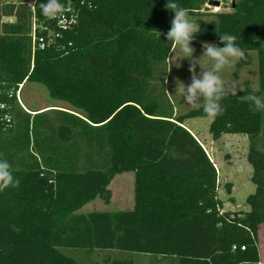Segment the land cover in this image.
<instances>
[{
	"label": "trees",
	"instance_id": "16d2710c",
	"mask_svg": "<svg viewBox=\"0 0 264 264\" xmlns=\"http://www.w3.org/2000/svg\"><path fill=\"white\" fill-rule=\"evenodd\" d=\"M207 1L173 0L189 13ZM80 2L77 24L33 50L31 5L0 0V161L19 180L0 192V264H84L70 251L93 250L126 256L91 264H136L132 254L174 264H264V115L240 99L254 87L247 81L236 95L225 89L223 111L209 126L213 139L249 138V209L224 211L216 163L185 125L208 117L203 105L177 114L166 90L168 0ZM45 3L32 1L38 21ZM197 22L198 41L223 46L220 34L236 36L245 53L238 67L256 52L255 94L264 97V0H235L231 11ZM52 27L38 26L37 34L47 37ZM27 82L43 84L71 108L26 110L17 92ZM124 171L135 173L132 209L78 212L97 196L108 198L112 178Z\"/></svg>",
	"mask_w": 264,
	"mask_h": 264
},
{
	"label": "rangeland",
	"instance_id": "374dc122",
	"mask_svg": "<svg viewBox=\"0 0 264 264\" xmlns=\"http://www.w3.org/2000/svg\"><path fill=\"white\" fill-rule=\"evenodd\" d=\"M32 5L33 0H24ZM208 0L200 13H188L190 19L198 24L197 19L203 18L208 20L212 17L213 12L231 11L233 9V0H213L220 4H209ZM3 20H15L4 17ZM204 42V41H202ZM202 42L194 39L192 46L195 49L194 56L200 57L203 53ZM215 43V41H207ZM183 53L178 49H172L168 57V74L165 79L166 90L177 114L187 112L194 108L187 104L184 98L176 92L177 79L184 84L191 83V72L189 71L190 61L188 58H182ZM205 67H210L207 58H201ZM234 62L222 73V79L225 81V89H232L231 84L236 83L243 88L248 81L252 87L259 86V71L256 52L251 53L249 62H243L238 67ZM179 65V66H177ZM171 68V71L169 72ZM201 71L197 65V73ZM20 104L26 110H47L51 108L70 109L71 106L61 100L52 98L46 87L37 82H27L17 92ZM202 105V102L199 106ZM198 107V106H197ZM264 115V112H263ZM264 117V116H263ZM210 117H190L185 120V125L197 136L203 144L211 158L215 161L219 174V197L222 200V209L224 211L248 210V195L254 191V182L252 181V166L248 161L249 138L245 134H225L219 139H213L209 131L211 123ZM259 144L264 143V133L260 136ZM231 184V192L227 193L226 185ZM109 197L97 196L92 201L81 207L79 213H89L93 210L118 211L132 209L135 204V173L133 171H124L117 173L111 180L109 186ZM258 246L260 257L264 262V223L258 230ZM70 253L76 256L84 264L93 262L101 263L105 258L115 259L122 258L124 255L119 250L105 251H85ZM136 264H174L170 257L154 256L150 254H132Z\"/></svg>",
	"mask_w": 264,
	"mask_h": 264
},
{
	"label": "clouds",
	"instance_id": "9594fccd",
	"mask_svg": "<svg viewBox=\"0 0 264 264\" xmlns=\"http://www.w3.org/2000/svg\"><path fill=\"white\" fill-rule=\"evenodd\" d=\"M40 7L49 19H56L66 10L59 0H47V3L41 4ZM89 7L91 9V5ZM165 7L174 12L171 27L167 32V40L172 42L173 49L178 48L183 53L182 58H188L190 61L191 83L186 85L177 79L176 92L192 107H197L202 102L204 113L210 118H215L223 111L220 102L225 95L226 85L221 73L234 62L243 59L245 53L236 44V36L220 34V43L223 46L204 41L202 55L194 56L192 41L195 39V34L201 31L200 25L193 22L185 9L173 0H168ZM202 57L207 58L210 67H205L201 62ZM197 65L201 69L199 73H197ZM230 86L233 90L232 95H236L240 86L236 83ZM256 91L257 89L253 88L251 93L241 96L240 99L249 103L253 113L264 112V97L256 95ZM18 186L19 180L13 176L11 165L6 160L0 161V192Z\"/></svg>",
	"mask_w": 264,
	"mask_h": 264
},
{
	"label": "built area",
	"instance_id": "2783aa9c",
	"mask_svg": "<svg viewBox=\"0 0 264 264\" xmlns=\"http://www.w3.org/2000/svg\"><path fill=\"white\" fill-rule=\"evenodd\" d=\"M59 2L64 5L65 11L62 15L58 16L56 19H49L45 16V18L41 21H38L34 5L32 4V10H33V19H32V44H33V50H35L37 44L40 47H45L46 45L50 44L56 37H60L63 32L70 30L73 28L77 22L79 17V11L76 7V0H64ZM79 3L80 0H79ZM48 20V23L46 24V21ZM52 24L53 27L48 29L47 37L39 36L37 34V28L38 26L41 27V29H47V27ZM48 38V39H46ZM0 97H1V91H0ZM6 103L1 101L0 99V107H5ZM4 118L8 121L11 120V116L9 114H6Z\"/></svg>",
	"mask_w": 264,
	"mask_h": 264
},
{
	"label": "water",
	"instance_id": "95a60500",
	"mask_svg": "<svg viewBox=\"0 0 264 264\" xmlns=\"http://www.w3.org/2000/svg\"><path fill=\"white\" fill-rule=\"evenodd\" d=\"M209 4H220L218 1L214 2L213 0L209 1ZM233 6H235V0H233Z\"/></svg>",
	"mask_w": 264,
	"mask_h": 264
},
{
	"label": "crops",
	"instance_id": "0c3cea01",
	"mask_svg": "<svg viewBox=\"0 0 264 264\" xmlns=\"http://www.w3.org/2000/svg\"><path fill=\"white\" fill-rule=\"evenodd\" d=\"M212 120V119H211ZM254 190H255V184H254Z\"/></svg>",
	"mask_w": 264,
	"mask_h": 264
}]
</instances>
